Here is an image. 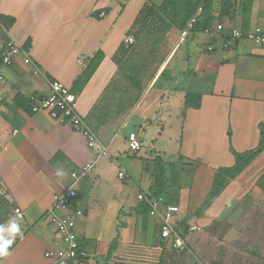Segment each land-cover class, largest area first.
<instances>
[{
  "label": "crops",
  "instance_id": "crops-1",
  "mask_svg": "<svg viewBox=\"0 0 264 264\" xmlns=\"http://www.w3.org/2000/svg\"><path fill=\"white\" fill-rule=\"evenodd\" d=\"M144 2L0 0V15L13 19L0 26V51L2 37L20 47L10 65L0 61V200L22 213L20 234L0 254V264H51L43 253L60 245L48 216L53 195L92 158L83 136L24 105L31 96L44 98L52 80L73 92L79 115L108 152L75 186V210L81 213L75 233L87 263L107 254L117 232L113 256L138 236L150 242L156 230L159 237V217L148 214L143 232L136 207L139 194L148 197L160 168L162 198L180 219L207 225L245 199L246 205L261 206L264 221V150L195 214L216 171L234 166L235 154L254 151L260 141L264 46L224 36L232 29L263 28L264 0L222 18L221 0H213L212 26L221 24L223 32L189 34L130 87L114 58ZM160 46L172 45L163 40ZM187 94L198 96L197 105L185 103ZM132 140L140 142V151H129ZM119 172L125 174L121 180Z\"/></svg>",
  "mask_w": 264,
  "mask_h": 264
},
{
  "label": "trees",
  "instance_id": "trees-1",
  "mask_svg": "<svg viewBox=\"0 0 264 264\" xmlns=\"http://www.w3.org/2000/svg\"><path fill=\"white\" fill-rule=\"evenodd\" d=\"M232 1V4L235 3V5H232L230 0H221L219 18L234 14L237 8H240L242 12L245 13L249 5L255 0ZM198 8H200L201 13L196 19V23L192 28L191 33L204 32L212 26L213 22L216 20L213 15V0H162L157 5L153 3V0H145L143 6L135 17L130 30L126 34L133 38V44L127 45L122 43L114 58V62L119 68V73L125 76L130 87L136 85V78L139 74L144 73L145 69L149 68V65L159 60L162 50V47L160 46L161 42L165 40L171 31H174V28H183L185 22L194 15ZM12 21L13 19L0 15V26L7 27L11 25ZM262 29L264 34V26ZM224 37L225 39H230L228 35H225ZM2 39L3 47L0 53L5 49L8 42L7 38L2 37ZM193 99L195 101H193ZM28 102L29 100L24 101V105L27 108ZM193 102L197 105L198 96L187 94L185 97V103L187 105L195 106ZM259 130L260 141L254 151L246 154H235L234 166L216 171L212 188L208 192L205 201L197 208L195 214L199 215L204 212L212 201L220 194L227 182L239 175L246 164L264 150V122L259 125ZM163 174V169L160 168L157 170L153 185L149 189L148 199L162 197L166 192ZM261 177L260 181L262 184L264 183V173ZM167 204L168 203L164 201V205ZM0 207H7L11 210L13 209L3 200H0ZM136 211L140 214L141 230L144 232L146 230L149 206L145 202H140L136 207ZM182 223L184 224V221L179 222L178 225L180 226ZM174 227H176V223ZM118 238L119 234L117 232L115 238L109 245L108 252L104 258V264H111L110 261L113 257V252L116 250ZM181 252L174 248H170L165 252L163 250L158 257V264H174V259L177 257V254H181ZM84 260L85 258L81 256L80 246L76 261L77 263H82Z\"/></svg>",
  "mask_w": 264,
  "mask_h": 264
},
{
  "label": "built area",
  "instance_id": "built-area-1",
  "mask_svg": "<svg viewBox=\"0 0 264 264\" xmlns=\"http://www.w3.org/2000/svg\"><path fill=\"white\" fill-rule=\"evenodd\" d=\"M200 13L201 10L198 8L196 14L181 31L180 42H183L191 34V30ZM98 16L102 18L104 17V13H100ZM223 29L221 24H216L205 30V32H213L218 35L223 32ZM227 35L232 40H246L264 46L263 29L260 27H255L246 33L240 29H232ZM133 42L134 40L131 36L124 38V43L127 45L133 44ZM207 50L211 51L212 47L208 46ZM19 51L20 47L15 42L8 41L1 53V64L4 66L10 65L13 57ZM28 109L32 114H46L52 120L67 126L73 132L83 136L87 147L92 152L91 160L70 173V185L62 192L53 195L52 204L48 211L50 223L55 229L60 245L45 250L43 257L51 264H73L77 262L76 259L80 248V243L75 233L76 218L81 215L79 210H75V198L77 197L75 186L80 180L89 176L96 161L102 156H107L108 152L88 123L79 115L76 96L60 82L55 80L50 81L49 92L44 98L37 99L31 96L28 102ZM128 148L129 151L135 153L141 150V144L137 140H132L128 143ZM124 177L125 174L123 172L118 173L120 180ZM137 198L140 202L148 204L150 215L159 217V238L167 242L171 248L182 250L184 248V241L175 231L174 226L176 222H172V219L177 215V209L170 205H166L163 208L164 200L162 197L148 199L146 196L139 194ZM12 211L16 219L20 220L22 218V213L18 208H13Z\"/></svg>",
  "mask_w": 264,
  "mask_h": 264
},
{
  "label": "rangeland",
  "instance_id": "rangeland-1",
  "mask_svg": "<svg viewBox=\"0 0 264 264\" xmlns=\"http://www.w3.org/2000/svg\"><path fill=\"white\" fill-rule=\"evenodd\" d=\"M231 4H232V0ZM232 5H235L232 4ZM231 5V6H232ZM196 13H194L195 15ZM193 15V16H194ZM192 16V17H193ZM191 17V18H192ZM190 18V19H191ZM189 19V20H190ZM187 20L183 28H174L165 41L172 45L170 49L162 47L159 61H162L169 50L176 47L180 42L181 31L188 23ZM178 50L179 54L182 52ZM172 63V66L174 65ZM135 193V194H134ZM132 194L135 196L136 192ZM249 204L254 201L248 200ZM166 205H163L164 208ZM261 206L246 205L245 199L238 205H231L225 211L221 219L210 223L191 222L187 219H180V212L172 219L176 222L184 221L175 229L176 233L184 241V248L179 250L174 264H264V221L261 219ZM227 212V214H226ZM12 210L0 207V254L11 244V240L19 236L21 223L13 217ZM143 234V233H142ZM12 235V237H11ZM144 235V234H143ZM171 247L167 242L162 241L156 233V230L150 240L147 242L142 236L137 237L135 244L130 246L123 254H116L111 258V264H158V257L164 250ZM106 255H95L92 262H82L83 264H104ZM89 259V258H85Z\"/></svg>",
  "mask_w": 264,
  "mask_h": 264
}]
</instances>
